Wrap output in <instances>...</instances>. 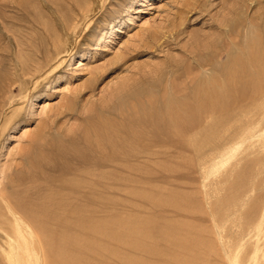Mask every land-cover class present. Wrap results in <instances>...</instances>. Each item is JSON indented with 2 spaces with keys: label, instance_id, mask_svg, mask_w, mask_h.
Here are the masks:
<instances>
[{
  "label": "rangeland",
  "instance_id": "1",
  "mask_svg": "<svg viewBox=\"0 0 264 264\" xmlns=\"http://www.w3.org/2000/svg\"><path fill=\"white\" fill-rule=\"evenodd\" d=\"M42 1L47 3L36 4L39 8L34 7V4L29 7V3L24 0H0V89L3 88L0 90V264H243L241 261L251 253V245L255 240L258 243L261 241L259 244L264 246V221H261L260 229L252 233L256 235V239L253 237L255 240L251 242L247 237L240 240V235L243 231L246 233L251 223L250 219H257L264 204V110L262 112L261 99L256 98L260 87L254 86L256 90L253 86L242 89L239 95H231L228 104L214 102L202 105L199 108L202 118H184L179 123L183 130L182 134H178L179 138L168 137L167 143L163 137L145 138L142 144L161 143L148 151V156L145 153L134 157L127 152L133 141L132 136L117 150L108 149V146L105 151L96 150L97 136L91 138L92 133V154L88 153L90 158L75 156L73 159L69 156L60 160L56 151L45 152L47 147L35 142L34 137L49 127H52V137L69 134L72 127L75 129L83 121L84 114L89 112L92 105H98L97 109L103 104L113 106L116 101L113 95L123 82L128 87H139L140 84L141 88L154 92L160 98L165 92H170L193 102L197 83L210 79L214 74L218 75L219 71H225L229 67L224 65L225 61L231 54L244 49L249 34L252 31L262 32L264 0H87L88 3L86 0H60L61 5L59 0L53 1L55 5L52 0ZM66 3H71V6ZM21 4H25L26 8ZM82 4H90V16L87 21L78 22L76 34L70 38L65 32L64 18L71 17L75 10L81 11L79 8H83ZM14 6L18 11H15ZM65 6L74 7L65 10ZM41 8L46 9V12ZM38 9L41 15L35 13ZM24 11L37 17L33 21V16L29 17V13L24 14ZM55 11L63 13L64 17L63 14L59 16V13L53 16ZM42 12L44 15L51 14L52 19L49 21V15L42 16ZM25 16L27 23H33V26H27ZM20 19L25 21L21 22ZM39 20L42 23H37ZM45 23L49 26H45ZM26 28L32 32L29 33ZM34 29H39L36 30L38 36L32 34L35 33ZM46 30L51 32L45 36ZM15 34L19 37L16 38ZM30 34L32 38L28 36ZM57 36L59 44H64L63 49L66 50L69 43H72V47L64 54L65 59L54 72L45 79H38V71L44 72L42 68L53 54V40ZM27 42L31 43L30 46ZM33 43L37 44L33 46L35 50L31 47ZM41 47L48 48L43 50ZM24 48L26 50L21 51ZM27 50L31 52L26 53ZM32 52H36L34 56ZM25 57L29 60L36 57V62L32 60L30 63L24 59L22 63ZM37 59H41L39 62L44 64H40ZM18 60H21L20 63ZM25 62L31 68L32 64L35 69L27 72L26 69L30 67L22 66L26 65ZM9 67L12 72L7 70ZM209 72L214 74L210 75ZM26 93L29 96L21 103L19 100ZM71 102L74 103V110L68 109ZM89 104L91 107L87 109ZM195 110L197 112V108ZM110 115L116 117L118 112L110 111ZM67 130L69 133H65ZM145 130L141 129L140 134L145 135ZM79 142L77 146L82 145V152L87 143L84 139ZM179 144H184L185 148L177 147ZM30 156L34 160H27ZM56 156L59 161L55 159ZM77 157L78 160H75ZM81 158L84 162H80ZM42 160L44 163L40 164ZM28 161H34V165ZM68 162L71 163L70 169ZM28 167L27 178L24 170ZM89 167L91 169L86 171ZM49 172L54 173L53 177ZM29 175L34 179L31 180ZM33 180L34 184H30ZM15 181L20 182L15 184ZM27 184L29 187H26ZM16 185L19 186L11 187ZM14 189L10 193L18 195L13 197L8 192ZM31 189L37 192L33 190L35 196ZM50 190L53 191V197ZM21 192H28L25 198L32 196L24 200ZM18 196L24 203L19 202ZM15 197L17 199L13 201ZM21 204L28 214L35 211L36 216L33 213L28 215L29 219L32 217V223H29L27 213L20 217V214H24V211L18 212L22 210ZM39 213L44 214L40 216ZM12 218H15V224ZM37 225L40 228L36 229ZM262 251L264 253L261 250V254H258L263 260L259 257L260 264H264ZM236 258L239 261L235 263Z\"/></svg>",
  "mask_w": 264,
  "mask_h": 264
},
{
  "label": "bare ground",
  "instance_id": "2",
  "mask_svg": "<svg viewBox=\"0 0 264 264\" xmlns=\"http://www.w3.org/2000/svg\"><path fill=\"white\" fill-rule=\"evenodd\" d=\"M24 1H26V2H28L29 3V5H28V3H27V5L30 7V5L32 4H34L35 6L34 7H38L36 4H38V3H41L42 4V2L44 3V5H45V2L46 1H42V0H24ZM48 1V0H47ZM55 2V0H52V2ZM58 1V0H57ZM60 1V0H59ZM58 1V2H59ZM61 1H63V0H61ZM61 1H60V5H61ZM65 1V0H64ZM68 1V0H67ZM72 1V0H71ZM74 1H76L77 2V0H74ZM73 1V2H74ZM81 1V0H80ZM85 1V0H84ZM105 1V0H104ZM52 2L50 1V3L52 4ZM53 2V4L55 5L56 3H54ZM72 2V3H73ZM79 2V1H78ZM82 2V1H81ZM86 2H87V0H86ZM22 3V2H21ZM47 3V2H46ZM62 3H64L65 4V2H62ZM88 3V2H87ZM49 4V3H48ZM64 4H63V8L62 9H64ZM67 4V3H66ZM69 4V3H68ZM67 4V5H68ZM77 4H79V3H77ZM76 4V5H77ZM22 5V4H21ZM25 5V4H24ZM24 5H22V6H24ZM26 5V6H27ZM31 5V6H32ZM60 5H59V7H60ZM83 5V4H82ZM69 6H71V3L69 4ZM79 6V5H78ZM15 7V6H14ZM21 7V6H20ZM25 7V6H24ZM49 7H51V5L49 6ZM52 7H53V5H52ZM58 7V6H57ZM62 7V6H61ZM68 7V6H67ZM67 7L65 6V10H67ZM74 7V6H73ZM73 7H68V9L69 8H73ZM13 8V7H12ZM22 8V7H21ZM26 8V7H25ZM28 8V7H27ZM32 8V7H31ZM39 8H40V6H39ZM96 8V7H95ZM14 9H16V7L14 8ZM35 9V8H34ZM33 9V10H34ZM37 9V8H36ZM35 9V10H36ZM41 9H43V8H41ZM55 9V8H54ZM53 9V10H54ZM76 9H78L77 8V6H76ZM97 9V8H96ZM26 10V9H25ZM32 10V9H31ZM34 10V11H35ZM43 10H45V12H46V9H43ZM48 10H50V8L48 9ZM56 10V9H55ZM65 10H64V13H65ZM71 10V9H70ZM74 9H72V11H73ZM79 10H81V11H77V12H75V11H71L72 13H73V15H71V17H69V18H64V19H66V21H65V23H66V28H65V32H66V35L68 36V37H70V38H73V36L76 34V30H77V25H78V22L80 21V20H83V21H87V18H89V16H90V4L89 5H86V6H84L83 5V8L82 9H80L79 8ZM14 11V10H13ZM12 11V12H13ZM15 11H18L17 9L15 10ZM29 12H30V8H29V10H28ZM28 11H26V12H28ZM39 11H41V10H39L38 9V11L37 12H35V13H38ZM62 11V10H61ZM94 11V10H93ZM93 11H91V13H93ZM97 11V10H96ZM21 12H23V10L21 11ZM25 12V11H24ZM26 12L24 13V14H26ZM28 12V13H29ZM50 12H52V10H50ZM68 12H70V11H68ZM16 13V12H15ZM19 13H20V10H19ZM31 13H34V12H32L31 11ZM34 13V14H35ZM43 13V12H42ZM48 13H49V11H48ZM47 13V14H48ZM57 13H59V12H57ZM57 13H56V11H55V15H53V16H56L57 15ZM24 14H23V18H24ZM39 14L41 15V13L39 12ZM46 13H45V15H44V13L42 14V16L44 15V16H47L48 17V15H47ZM54 14V13H53ZM61 14H63V13H61ZM60 13L58 14L59 16L61 15ZM70 14V13H69ZM19 15V14H18ZM29 15H30V13H29ZM29 15H26V16H29ZM15 16H16V14H15ZM26 16H25V18H26ZM33 15H30L29 17H32ZM50 16H51V14L49 15V18H50ZM67 16H69V15H67ZM18 17V16H17ZM35 17H37V15H35V16H33V21H34V18ZM61 17H62V15H61ZM63 17H64V14H63ZM19 18H21L20 16H19ZM42 18V17H41ZM44 18V17H43ZM6 19V18H5ZM44 19H46V21H47V18H44ZM52 19V17L49 19V21ZM57 19V18H56ZM63 19V20H64ZM8 20V19H7ZM6 20V21H7ZM22 20H24V19H20V21L22 22ZM30 20V19H29ZM31 20V21H32ZM3 21V20H2ZM2 21H1V23H2ZM6 21H4V22H6ZM25 21V20H24ZM27 18H26V24H27V26L30 24V23H27ZM37 20H35V22H36ZM43 21H45V20H43ZM45 21V22H46ZM20 22V23H21ZM42 23L40 20L37 22V23ZM6 23H8V22H6ZM49 23V22H48ZM52 23V22H51ZM87 23V22H86ZM17 24V23H16ZM26 24H25V26H26ZM46 24L47 23H45V26H46ZM54 24V23H53ZM3 25V24H2ZM21 25V24H20ZM19 25V27L21 28V26ZM30 25H32L33 26V23H31ZM34 25H36V24H34ZM38 25V24H37ZM48 26H49V24H47ZM60 25V24H59ZM24 26V22H23V27H25ZM43 26V25H42ZM50 26H52L53 27V25H50ZM57 26V25H56ZM61 26H62V24H61ZM85 26V25H84ZM81 27V26H80ZM29 28H31V27H29ZM34 28V27H33ZM45 28V27H44ZM49 28V27H48ZM51 28V27H50ZM25 29V28H24ZM47 29V28H46ZM53 29V28H52ZM79 29H81V28H79ZM258 29V28H257ZM26 30H27V28H26ZM35 30V33H32L33 35L34 34H37L36 32L39 30H37V29H34ZM37 30V31H36ZM45 30V29H44ZM48 30V29H47ZM46 30V34H45V36L47 35V32L48 33H50L49 31H47ZM50 30V29H49ZM55 30V29H54ZM256 30V29H255ZM28 31V30H27ZM27 31H26V33H27ZM43 31V30H42ZM53 31V30H52ZM29 33H31L30 31H28ZM54 32V31H53ZM52 32V33H53ZM28 33V34H29ZM40 33H42V32H40ZM54 33H56V34H58L57 32H54ZM85 33V32H84ZM20 34V33H19ZM32 34H30V35H28V36H30L31 38L33 37V36H31ZM55 34V35H56ZM26 35V34H25ZM50 35H52L53 36V34H50ZM15 36H17L16 34H15ZM23 36V35H22ZM34 36H36V35H34ZM37 36H38V34H37ZM52 36L50 37V38H52ZM19 36H17L16 38H18ZM20 37H21V35H20ZM41 37H44L43 35L41 36ZM48 37V39H49V36H47ZM54 37V36H53ZM27 38V37H26ZM26 38H25V43L24 44H26ZM31 38H27V39H29L28 41H30L31 40ZM65 38V37H64ZM40 39V38H39ZM46 39V38H45ZM243 39H244V37H243ZM18 40V39H17ZM23 40H24V36H23ZM63 40V39H62ZM22 41V40H21ZM32 41V40H31ZM37 41L39 42V40L37 39ZM41 42H43V40H42V38H41V40H40ZM46 41V40H45ZM44 41V42H45ZM48 41V40H47ZM54 42H53V50H51V52L53 53L52 54V56H51V58L49 59V61L47 62V64H46V61L48 60V58L50 57L48 54V58L45 60V66L42 68V70L44 71V72H39L38 71V79H40V78H47L48 77V75L50 74V73H52V72H54L58 67H59V65L62 63V60H63V58H64V54L66 53V52H68L70 49H71V47H72V43H69V45H68V47L66 48V50L65 49H63V45H60L59 44V37L57 36V39H55V40H53ZM24 42V41H23ZM33 42V41H32ZM37 42V43H38ZM65 42V41H64ZM68 42V41H67ZM18 43H20V42H18ZM22 43V42H21ZM27 43H29V46H30V42H27ZM246 46L244 47V49H240V51L239 52H237V53H233V54H231L229 57H228V59H227V61H225V64L224 65H227V66H229L227 69H225V71L223 70V71H219L218 73V75H216V74H214V73H210L209 72V74L211 75V74H214L215 76H213V77H211L210 79H208V80H204V81H202L201 83H197V87H196V94H195V96H194V100H193V102H191V101H189V98H185V97H182V96H179L177 93H170V92H165V94L160 98L158 95H156L154 92H152V91H149L148 89H144V88H141V86H140V84H139V87H128V85H127V83H125V82H123L122 84H120V86H119V88H118V91L117 92H115L114 93V95H113V98H114V100L116 99V101H115V103L113 104V106H110V105H102V106H100L99 107V109H97V107L96 106H98V105H96V106H93L92 105V107L90 106L91 104H89V106L87 105V109H89L90 107V110H88L89 112L86 114L85 112V114L84 115H86L85 116V118L83 119V121H81V123L79 124V125H76L77 127H74L75 129H73V127L71 128V130H70V128H69V130H70V133H69V131L67 130V131H65V133H69V134H65V135H62L61 137H52L51 135H50V129H52V127H49V128H47L46 130H44L43 129V131L41 132H39V133H37L36 135H35V137H34V141L35 142H38V143H40L41 145H43V147L45 146V147H47V150L45 151V152H47V151H51L52 153L54 152V151H56L59 155H60V160H62V159H65V158H67V157H69V156H72L71 158H73V157H75V156H78V157H83V156H86V157H83V158H87V156H88V153H89V155H90V135L92 134V137L91 138H93L94 136H97L96 138V150H97V148H99L100 149V151H105L106 150V148H107V146H108V149H109V147L110 148H112L113 149V151L116 149H118V148H120V146H121V148H122V145H124V143L127 141V139H129L131 136V138H133V141L130 143L131 145L129 146V148H128V153L129 154H131V156H134V157H138L139 155L140 156H142V154L144 155L145 153H147V156L149 155V153H148V151H152V148L153 147H155V146H159V144H161V143H159V141H157V142H154V143H152V144H142V142L143 141H145V138H153L154 137V139H156V138H158V137H163V139L165 138V140H164V142L166 141V143H167V138L169 137V138H171V137H174V136H178V134H180L181 133V131H183V130H181V126H179L180 124V122L182 121V120H184V118H202V116H203V114L200 112V109L199 108H201V106L202 105H204V104H206V103H214V102H216V103H218V104H228V101L230 100V98L233 96V94H238L239 95V92H241V90L242 89H245V88H247V87H250V86H255V87H260L259 88V90H260V93L258 94V96H256V98L258 97V99H261V104H260V106L263 108L262 109V112H263V110H264V29L262 30V32H255V31H252L250 34H249V36L247 37V39H246ZM244 43V44H245ZM23 44V43H22ZM34 44V43H33ZM32 44V48H34L33 46H35V45H37V44H34L33 45ZM39 44V43H38ZM43 44V43H42ZM17 46V45H16ZM40 46V45H39ZM238 46V45H237ZM19 47V46H18ZM22 48L24 47V46H21ZM20 47V48H21ZM28 47V46H27ZM76 47V46H75ZM217 47H219V46H217ZM21 48V49H22ZM25 48H26V45H25ZM23 49V50H21V51H24V50H26V49ZM38 47H36V49H37ZM42 48V47H41ZM48 47H45V49H43V50H46ZM65 48V47H64ZM239 48V47H238ZM27 49H29V48H27ZM220 49V48H219ZM218 49V50H219ZM235 49H237V48H235ZM16 50H17V47H16ZM34 50H35V48H34ZM33 50V51H34ZM42 50V51H43ZM18 51H19V49H18ZM17 51V52H18ZM28 51V50H27ZM27 51H25L26 53H30L31 52V50H29L28 52ZM37 51V50H36ZM233 51H234V49H233ZM38 52V51H37ZM40 52H41V49H40ZM48 52V51H47ZM16 53V52H15ZM23 54H24V52H22ZM22 53H20V54H22ZM25 53V55H29V54H26ZM34 53H36V52H34ZM34 53L32 52V56H34ZM227 53H229V52H227ZM19 54V55H20ZM14 55V54H13ZM40 55V54H39ZM41 55H43V54H41ZM15 56H17L16 54H15ZM23 56V55H22ZM7 57H9V56H7ZM12 57V56H11ZM24 57V56H23ZM246 57V58H245ZM12 58H14V57H12ZM17 58H18V56H17ZM28 57H25V58H23V60L21 61L22 63L24 62V59H25V61H30V63H32V62H36L35 60H36V57H35V59H27ZM30 58V57H29ZM44 58V57H43ZM8 59H10V58H8ZM19 59V58H18ZM27 59V60H26ZM39 59V58H38ZM37 59V61L39 62V61H41V59L40 60H38ZM65 59V58H64ZM33 60V61H32ZM10 61H11V59H10ZM9 61V62H10ZM15 61V60H14ZM19 61V60H18ZM20 61H19V63H20ZM32 61V62H31ZM5 62V61H4ZM37 62V63H38ZM8 63V62H7ZM11 63V62H10ZM14 63V62H13ZM26 63V65L24 64H22V66H25V67H30V65H27V63L28 62H25ZM29 63V64H30ZM37 63H34V65H37ZM40 63V62H39ZM41 63H43V62H41ZM40 63V64H41ZM43 63V64H44ZM40 64H38V65H40ZM4 66V65H3ZM7 66V65H6ZM21 66V65H20ZM31 66H32V68H34L35 69V67L31 64ZM12 67H13V65H12ZM32 68L30 67V69L28 68V70L26 69V71L27 72H29V71H33L32 70ZM37 68V67H36ZM7 69V68H6ZM17 69V68H16ZM38 69V68H37ZM7 70H10V67L7 69ZM25 70V69H24ZM219 70V69H218ZM11 72H12V70H10ZM15 71V70H14ZM20 71H21V69H20ZM211 71H214V70H211ZM6 72H8V71H6ZM10 72V73H11ZM25 72V71H24ZM25 73V74H28V73ZM216 72V71H215ZM5 73V72H4ZM17 73V72H16ZM37 73V72H36ZM22 74H24V73H22ZM8 75V74H7ZM16 75V74H15ZM1 76H2V73H1ZM5 77H7L6 76V73H5V75H4ZM4 76H3V78H4ZM10 76V75H9ZM13 76V75H12ZM10 78L11 77H9V80H10ZM7 79V78H6ZM14 79V78H13ZM8 80V81H9ZM1 81V80H0ZM4 81V80H3ZM6 81L7 80H5V83H6ZM11 82V81H10ZM10 82H8L10 85L12 84V83H10ZM15 82V81H14ZM3 83V82H2ZM32 84H34V83H32ZM5 85H7V83L5 84ZM2 85H1V83H0V87H1ZM254 87V88H255ZM8 88V87H7ZM32 88V87H31ZM163 88V87H162ZM257 88V89H258ZM0 90H3V88H1ZM254 90V89H253ZM255 90H256V88H255ZM27 91V90H26ZM243 91V90H242ZM245 92V91H244ZM259 92V91H258ZM3 93V92H2ZM5 93V92H4ZM161 94V93H160ZM249 94H250V92H249ZM1 95V94H0ZM5 95V94H4ZM232 95V96H231ZM29 96V93H26L25 95H23L21 98H20V100L19 101H21V103H22V101H24L27 97ZM241 96V95H240ZM109 97V96H108ZM2 98V97H1ZM239 98V97H238ZM237 98V100H239ZM5 99V98H4ZM109 98H106V100H108ZM233 99H234V97H233ZM241 99V98H240ZM235 100V99H234ZM255 100V99H254ZM257 100V99H256ZM12 101V100H11ZM102 101H103V99H102ZM102 101H100V102H102ZM241 101V100H240ZM105 102V101H104ZM235 102V101H234ZM242 102V101H241ZM1 103V102H0ZM232 103V102H231ZM249 103H251L250 101H249ZM100 104V103H99ZM102 104V103H101ZM234 104V103H233ZM3 105V104H2ZM227 106V105H226ZM15 107V106H14ZM228 107V106H227ZM195 108H197V112H196V110H195ZM68 109L69 110H74V103H69L68 104ZM87 109H84V110H87ZM207 109V108H206ZM256 109V108H255ZM259 109H261V108H259ZM9 110V109H8ZM7 110V111H8ZM113 110H116L117 112H118V116H113V117H111L112 115H110V117L108 116V113H110V111H113ZM12 112V111H11ZM11 112L9 113L10 115H12L13 113H15V112H12V114H11ZM230 112V111H229ZM112 113V112H111ZM234 113H235V111H234ZM237 114V113H236ZM242 114V113H241ZM8 115V114H7ZM246 115V114H245ZM9 117V116H8ZM10 117H12V116H10ZM259 118V117H258ZM10 119V118H9ZM2 120H3V117H2ZM5 120H6V118H5ZM4 120V121H5ZM82 120V119H81ZM8 121V120H7ZM6 121V122H7ZM2 123V122H1ZM4 122H3V126H4ZM7 124H8V122H7ZM6 125V124H5ZM2 126V125H1ZM0 126V127H1ZM254 127V126H253ZM4 128H5V126H4ZM252 128V127H251ZM255 128V127H254ZM141 129L142 130H145V129H147V132H146V134L145 135H142V134H140V131H141ZM2 130H3V128H2ZM1 130V131H2ZM62 131V130H61ZM146 131V130H145ZM63 132V131H62ZM142 132V131H141ZM165 132V133H164ZM258 132V131H257ZM54 133V132H53ZM246 133V132H245ZM250 133V132H249ZM54 134H57V133H54ZM164 134V135H163ZM182 134V133H181ZM247 134V133H246ZM257 134V133H256ZM195 135V134H194ZM56 136V135H55ZM58 136H59V134H58ZM181 136V135H180ZM251 136V135H250ZM263 136V135H262ZM262 136H260V137H262ZM156 137V138H155ZM189 137V136H188ZM95 138V137H94ZM177 138H179V137H177ZM194 138V137H193ZM85 140L86 142L85 143H87V147L86 148H84L85 150H83L82 149V152L80 151L81 149H80V147L82 146H77L78 145V142L80 141V140ZM174 139V138H173ZM172 139V140H173ZM182 139V138H181ZM198 139V138H197ZM251 139H254V138H251ZM250 139V140H251ZM160 140H162V139H160ZM177 140V139H176ZM253 141V140H252ZM251 141V142H252ZM129 142V141H128ZM153 142V141H152ZM163 142V141H162ZM173 142V141H172ZM178 142V141H177ZM183 142V141H182ZM246 142V141H245ZM262 142V141H261ZM264 142V141H263ZM80 143V142H79ZM127 143V142H126ZM181 143V142H180ZM191 143H192V141H191ZM76 144V148H73V146ZM95 144V143H94ZM164 144V143H163ZM177 144V143H176ZM188 144V143H187ZM254 144V143H253ZM73 145V146H72ZM260 145H262L261 143H260ZM32 146V145H31ZM86 146V145H85ZM170 146H171V141H170ZM238 146V145H237ZM263 146V145H262ZM42 147V148H43ZM173 148H174V146H172ZM177 147H179V148H181V149H183V148H185V145L184 144H179V145H177ZM243 147V146H242ZM41 148V147H40ZM83 148V147H82ZM170 148V147H169ZM189 148V147H188ZM193 148V147H192ZM248 148V147H247ZM33 149V148H32ZM79 149V150H78ZM127 149V148H126ZM161 150H162V148H160ZM166 149H168L167 147H166ZM181 149H178V150H181ZM236 149H238V148H236ZM241 149V148H240ZM27 150H29V148L27 149ZM31 150V149H30ZM37 150H40L39 148L37 149ZM172 150V149H171ZM192 150V149H191ZM40 151H42V150H40ZM40 151H39V153H40ZM44 151V150H43ZM110 151V150H109ZM174 151V150H173ZM27 152V151H26ZM172 152V151H171ZM28 153V152H27ZM35 153H38V152H35ZM34 153V154H35ZM56 153V154H57ZM110 153H112V152H110ZM170 153V152H169ZM41 154V153H40ZM39 154V155H40ZM56 154H54V156L56 155ZM92 154V153H91ZM114 154H116V153H114ZM177 154H179V153H177ZM38 155V156H39ZM46 155H49L48 153H46ZM80 155V156H79ZM185 155V154H184ZM33 156V155H32ZM32 156H30V158L29 159H27V160H30L31 158H32ZM35 157H36V155H34ZM50 156V155H49ZM51 156H52V154H51ZM165 156V155H164ZM43 157V156H42ZM48 157V156H47ZM78 157L77 158H75V160L77 159L78 160ZM89 157V156H88ZM97 157V156H96ZM114 157V156H113ZM150 158H151V156H149ZM154 157V156H153ZM152 157V158H153ZM160 157V156H159ZM48 158H50V157H48ZM54 158V157H53ZM83 158H81V161L80 162H84V161H82L83 160ZM90 158V157H89ZM93 158V157H92ZM107 158V157H106ZM120 158H121V156H120ZM172 158V157H171ZM174 158V157H173ZM36 159V161H37V163L39 162V160H37V157L35 158ZM40 160H41V158H39ZM43 159L45 160V161H48L49 162V160L47 159H45L44 157H43ZM55 159H57V156L55 157ZM70 159V158H69ZM74 159V158H73ZM80 159V158H79ZM96 159V158H95ZM94 159V160H95ZM133 159V158H132ZM131 159V160H132ZM158 159V158H157ZM180 159V158H179ZM31 160H34V158H32ZM30 160V161H31ZM58 160V159H57ZM68 160V159H67ZM86 160V159H85ZM97 160V159H96ZM100 160V159H99ZM108 160V159H107ZM112 160V159H111ZM139 160H141V159H139ZM149 160V159H148ZM170 160V159H169ZM177 160H178V158H177ZM182 160H184V159H182ZM55 161V160H54ZM59 161V160H58ZM57 161V162H58ZM64 161V160H63ZM71 161V160H70ZM92 161V160H91ZM106 161V160H105ZM144 161H147V160H144ZM151 161H152V159H151ZM159 161V160H158ZM29 162V161H28ZM34 162V161H33ZM33 162L32 163H30L31 165L33 164ZM65 162V161H64ZM77 162V161H76ZM89 162H90V160H89ZM93 162V161H92ZM98 162V161H97ZM103 162V161H102ZM110 162V161H109ZM108 162V163H109ZM143 162V161H142ZM153 162V161H152ZM173 162V161H172ZM41 163H44L43 162V160H42V162L40 161V164ZM62 162L60 161V164H61ZM68 163H70V162H68ZM79 163V162H78ZM99 163V162H98ZM111 163V162H110ZM125 163V162H124ZM124 163H123V166H124ZM131 163H133V164H135V162H131ZM130 163V164H131ZM149 163V162H148ZM159 163V162H158ZM158 163H157V165H158ZM169 163V162H168ZM30 164H28L29 165V167H31L30 166ZM86 164H88L87 162H86ZM86 164H84V166L86 165ZM115 164V163H114ZM129 164V165H130ZM139 165H140V163H138ZM142 164V163H141ZM145 164V163H144ZM154 164V163H153ZM166 164V163H165ZM175 164V163H174ZM34 165V164H33ZM62 165H64L63 167H66L65 166V164H62ZM70 165H71V163L69 164V169H70ZM73 165V164H72ZM78 165H80V163L78 164ZM83 165V164H82ZM96 165V164H95ZM112 165V164H111ZM116 165H117V163H116ZM152 165V164H151ZM162 165V164H161ZM26 166V165H25ZM24 166V167H25ZM37 166V165H36ZM35 166V167H36ZM41 165H39V169L41 168L40 167ZM57 166H58V164H57ZM118 166V165H117ZM121 166V165H120ZM28 167V169H25L24 171H25V174L27 175L26 177L28 178V174H29V171H28V173L26 172L27 170H29L30 168ZM33 167V166H32ZM54 167V166H53ZM59 167H61V166H59ZM83 167V166H82ZM92 167H93V165H92ZM96 167V166H95ZM134 167V166H133ZM34 168V167H33ZM33 168H32V171H33ZM43 168V167H42ZM50 168H52V166L50 167ZM57 167H55V169H56ZM68 168V167H67ZM88 168V167H87ZM123 168V167H122ZM126 168V167H125ZM60 169V168H59ZM62 169H64V168H62ZM61 169V170H62ZM72 169H74V168H72ZM91 168L89 167V169H87L86 171H88V170H90ZM93 169H95V168H93ZM108 168H106V170H107ZM112 169V168H111ZM36 169L34 168V171H35ZM41 170V169H40ZM52 170V169H51ZM97 170V169H96ZM100 170V169H99ZM105 170V169H104ZM132 170V169H131ZM138 170V169H137ZM31 171V170H30ZM67 171V170H66ZM73 171V170H72ZM110 171V170H109ZM139 171V170H138ZM36 172V171H35ZM61 172V171H60ZM132 172H133V170H132ZM45 173V172H44ZM50 173V172H49ZM78 173V172H77ZM137 173V172H136ZM23 174V173H22ZM31 174H33L34 175V173H31ZM36 174V173H35ZM54 174V173H53ZM53 174H51L50 173V175H52V177H53ZM72 174V173H71ZM74 174H76V173H74ZM80 174V173H79ZM78 174V175H79ZM112 174V173H111ZM36 175H38V174H36ZM60 176H61V174H59ZM78 175H73L74 177H76V176H78ZM138 175V174H137ZM23 176H24V174H23ZM23 176H21V177H23ZM30 177H31V175H29ZM94 176V175H93ZM25 177V178H26ZM33 177V176H32ZM31 177V180L32 179H34V177L32 178ZM41 177V176H40ZM71 177H72V175H71ZM79 177V176H78ZM123 177V176H122ZM43 178V177H42ZM81 178V177H80ZM80 178H78V179H80ZM115 178V177H114ZM119 178V177H118ZM136 178V177H135ZM35 179H37V177L35 178ZM39 179V178H38ZM57 179V178H56ZM20 180H21V178H20ZM25 180V179H24ZM46 180V179H45ZM28 181V180H27ZM30 181V180H29ZM37 181H40V180H37ZM53 181V180H52ZM59 181V180H58ZM124 181V180H123ZM18 182H20V181H17V183ZM21 182H24V181H21ZM34 180H33V183H30V184H34ZM40 182H42V181H40ZM44 182V181H43ZM42 182V183H43ZM48 182V181H47ZM111 182H112V180H111ZM126 182H127V180H126ZM15 184H17L16 183V181L14 182ZM50 183V182H49ZM13 183H11V185H12ZM15 184H13V185H15ZM45 184V183H44ZM64 184V183H63ZM99 184V183H98ZM21 186H22V184H20ZM25 185V184H24ZM23 185V186H24ZM29 184H27L26 185V187H29L28 186ZM36 185V184H35ZM9 187H10V184L8 185ZM19 186V185H18ZM17 185L16 186H11V187H18ZM32 186V185H31ZM6 187V186H5ZM8 187V188H9ZM36 187H37V185H36ZM54 187V186H53ZM58 187V186H57ZM91 187V186H90ZM23 188H25V187H23ZM32 188V187H31ZM33 188L35 189V186H33ZM37 188H39V186L37 187ZM102 188H104V187H102ZM18 189V188H17ZM16 189V190H17ZM33 189V190H34ZM40 189V188H39ZM41 189H42V187H41ZM49 189H51V188H49ZM60 189V188H59ZM70 189V188H69ZM8 190V189H7ZM19 190H21V189H19ZM19 190H18V193H20L19 192ZM27 190H29V188L27 189ZM32 190V189H31ZM30 190V191H31ZM33 190H32V194H33ZM46 190V189H45ZM67 190H68V188H67ZM6 191V190H5ZM15 191V189L13 190V191H11V190H9V194H11L12 196L13 195H18V194H12V193H10V192H14ZM23 191V190H22ZM25 191V190H24ZM38 191V190H37ZM51 191V190H50ZM55 191V190H54ZM61 191V190H60ZM63 191V190H62ZM64 191H66V190H64ZM0 192H2V191H0ZM29 192V191H28ZM28 192H27V194H25L26 193V191H25V195L23 194V197H24V200L25 199H29V198H31V196L32 195H30L29 196V198H25V196L26 195H28ZM34 192H36L35 190H34ZM52 192L53 191H51V195H52ZM70 192V191H69ZM74 192V191H73ZM37 193V192H36ZM35 193V194H36ZM40 193H41V190H40ZM40 193H38V195L40 194ZM42 194H43V192H42ZM41 194V195H42ZM54 194H55V192H54ZM67 194V193H66ZM72 194V193H71ZM3 195V194H2ZM11 195H9V197H11ZM34 195V194H33ZM59 195V194H58ZM1 196V195H0ZM19 196H21V194H19ZM19 196H18V199H19ZM35 196V195H34ZM48 196H50V194L48 195ZM69 196H72V195H70L69 194ZM14 197V196H13ZM39 198H40V196H38ZM43 195L41 196V199L43 200ZM51 197H53V195L51 196ZM56 197V196H55ZM22 198V197H21ZM34 198V197H33ZM47 198V197H46ZM49 198V197H48ZM47 198V199H48ZM12 199V198H11ZM14 199H17L16 197L15 198H13L12 200L13 201H15ZM35 199V198H34ZM50 199V198H49ZM48 199V200H49ZM70 199V198H69ZM73 199H75V197L73 198ZM4 200H6V198L4 199ZM12 200L11 201H9V202H12ZM31 200V199H30ZM56 200V199H55ZM62 200V199H61ZM241 200V199H240ZM239 200V201H240ZM2 198H1V203H2ZM7 201V200H6ZM27 201H29V200H27ZM36 201V200H35ZM47 201V200H46ZM237 201V200H236ZM235 201V202H236ZM19 202L21 203V202H23L22 200L20 201V199H19ZM32 202H33V200H32ZM38 202H41V201H39L38 200ZM37 202V203H38ZM49 202V201H48ZM75 202H77V201H75ZM18 203V202H17ZM16 203V204H17ZM24 203V202H23ZM22 203V204H23ZM35 203V202H34ZM13 204H15V202H13ZM12 204V205H13ZM21 204V208H22V205ZM45 204V203H44ZM57 204H59V203H57ZM64 205H65V203H63ZM73 204V203H72ZM80 204V203H79ZM238 204V203H237ZM11 205V206H12ZM25 205V204H24ZM26 205H28V204H26ZM25 205V206H26ZM55 206H56V204H54ZM234 205V204H233ZM19 205H17V207H18ZM30 207H31V205H29ZM36 206V205H35ZM40 206V205H39ZM50 206H52V205H50ZM78 206V205H77ZM80 206V205H79ZM237 206V205H236ZM5 207V206H4ZM34 207V206H33ZM63 207V206H62ZM238 207V206H237ZM13 208V207H12ZM25 208V207H24ZM5 209H6V207H5ZM18 209H20V208H18ZM27 210H28V208H26ZM31 209V208H30ZM46 208H44V210H45ZM9 210V209H8ZM17 210V209H16ZM59 210V209H58ZM81 210H82V208H81ZM227 210H228V208H227ZM235 210H237V209H235ZM24 211V214H20V217H22L21 215H26V213L27 212H25V210L22 208V210L21 211H19L18 210V212H23ZM31 211V210H30ZM50 211V210H49ZM61 212H62V209L60 210ZM59 211V212H60ZM65 211V210H64ZM8 212V211H7ZM17 212V213H18ZM29 212V211H28ZM42 212V211H41ZM14 213V212H13ZM33 213V215L35 214V211H33L32 212ZM32 213H30V214H28L27 213V217L25 216V219L27 218L28 220H30V222L29 223H32V217L29 219V216L32 214ZM37 213V212H36ZM49 213V212H48ZM75 213V212H74ZM80 213V212H79ZM239 213H241V210H240V212ZM16 214V213H15ZM19 214V213H18ZM40 214V213H39ZM42 214H44V213H42ZM42 214H40V216H42ZM60 214V213H59ZM73 214V213H72ZM230 214V213H229ZM257 214V213H256ZM29 215V216H28ZM32 215V216H33ZM37 215H38V213H37ZM49 215V214H48ZM55 215V214H54ZM70 215V214H69ZM77 215V214H76ZM228 215V214H227ZM235 213H234V217H235ZM238 215H240V214H238ZM245 215V214H244ZM13 216V215H12ZM34 216H36V215H34ZM62 216V215H61ZM84 216V215H83ZM83 216H82V220H83ZM242 216V215H241ZM44 217V216H43ZM58 217H60V215L58 216ZM80 217V216H79ZM87 217V216H86ZM221 217V216H220ZM233 217V216H232ZM231 217V218H232ZM244 217V216H243ZM242 217V218H243ZM238 218V217H237ZM237 218H235V219H237ZM13 219V218H12ZM18 219V218H17ZM36 219V218H35ZM55 219V218H54ZM80 219V218H79ZM88 219V218H87ZM90 219V218H89ZM228 219V218H227ZM240 219H241V217H240ZM15 220V218L13 219V223L15 222L14 221ZM18 220H20V218L18 219ZM23 220H24V218H23ZM28 220H27V223H28ZM37 220V219H36ZM35 220V221H36ZM39 220V219H38ZM40 220H42L41 218H40ZM40 220H39V222H40ZM68 220V219H67ZM71 220V219H70ZM69 220V221H70ZM222 220H223V216H222ZM221 220V221H222ZM232 220V219H231ZM230 220V221H231ZM238 220V219H237ZM251 221V223L250 224H248L249 226H248V229L246 230V233H245V231H243L242 232V234L240 235V240H242L243 241V239L245 240V237H247V239H249V240H251V242H252V239H253V237H255L256 235H253L252 233L254 232V231H258L259 229H260V226H261V221H264V204H263V206H262V208H261V210L259 211V214H258V217H257V219L255 220V218H251L250 219ZM47 221V220H46ZM52 221V220H51ZM55 221V220H54ZM232 221H234V220H232ZM37 222V221H36ZM50 222V221H49ZM223 222H224V220H223ZM229 222V221H228ZM28 223V224H29ZM58 223V222H57ZM66 223V222H65ZM79 223V222H78ZM88 223V222H87ZM86 223V224H87ZM15 224V223H14ZM34 224H36L35 222H34ZM38 224V223H37ZM40 225L42 224L41 222L39 223ZM43 224H45V223H43ZM63 224V223H62ZM73 224H74V222H73ZM81 224V223H80ZM226 224V223H225ZM224 224V225H225ZM228 224V223H227ZM226 224V225H227ZM235 224V223H234ZM22 225V224H21ZM76 225V224H75ZM83 225H85V224H83ZM225 225V226H226ZM229 225V224H228ZM17 226V225H16ZM19 226V225H18ZM56 226V225H55ZM213 226V225H212ZM225 226H223V227H225ZM22 227V226H21ZM29 227H30V224H29ZM38 225H37V227H36V229H38ZM85 227H86V225H85ZM89 228H90V226H88ZM222 227V228H223ZM15 228H17V227H15ZM31 228H33V227H31ZM40 228V227H39ZM73 228V227H72ZM78 228H80V227H78ZM82 228V227H81ZM220 228V227H219ZM249 228H251V230H249ZM27 229V228H26ZM86 229V228H85ZM33 230V229H32ZM44 230V229H43ZM221 230H223V229H221ZM236 230V229H235ZM237 230H239V229H237ZM22 231H24L23 229H22ZM33 231H36V230H33ZM38 231V230H37ZM231 231H232V229H231ZM249 231V232H248ZM263 231H264V229H262V233H263ZM223 232V231H222ZM221 232V233H222ZM238 232V231H237ZM248 232V233H247ZM15 233V232H14ZM23 233V232H22ZM31 233V232H30ZM262 233L260 234V235H262ZM25 234V233H24ZM207 234V233H206ZM236 234V233H235ZM28 235V234H27ZM38 235V234H37ZM222 235V234H221ZM259 235V234H258ZM264 235V234H263ZM263 235H262V237H263ZM30 236V235H29ZM28 236V237H29ZM35 236H36V233H35ZM223 236V235H222ZM31 237V236H30ZM37 237V236H36ZM233 237H234V235H233ZM239 237V236H238ZM217 238V237H216ZM226 238V237H225ZM230 238V237H229ZM16 239V238H15ZM255 239H256V237H255ZM255 239H253V240H255ZM261 239V238H260ZM31 240V239H30ZM238 240V239H237ZM259 240V239H258ZM216 241V240H215ZM223 241V240H222ZM229 241H230V239H229ZM234 241V240H233ZM14 242V241H13ZM235 242V241H234ZM241 242V241H240ZM230 243V242H229ZM233 243V242H232ZM242 243V242H241ZM259 243H262L261 241L259 242ZM258 243V241L257 240H255L253 243H252V249H251V246H250V249H251V253H249V255L248 256H246V257H244V259L241 261V263H243V264H260L259 263V257H261L260 259L262 260V256H260L259 255V257H258V254L260 253L261 254V252H259V251H261V250H264V246H262V245H260ZM264 243V242H263ZM32 244V243H31ZM231 244V243H230ZM238 244V243H237ZM216 245V244H215ZM229 245V244H228ZM244 245V244H243ZM239 246H241V245H239ZM19 247V246H18ZM234 247V246H233ZM236 247V246H235ZM244 247V246H243ZM224 248V247H223ZM229 248H230V246H229ZM232 248V247H231ZM239 248V247H238ZM238 248H236V249H238ZM235 249V248H234ZM233 249V250H234ZM244 249V248H243ZM215 250V249H214ZM227 250H228V248H227ZM247 250V249H246ZM231 251V250H230ZM243 251V250H242ZM32 252V251H31ZM229 253V252H228ZM227 253V254H228ZM233 253H234V251H233ZM233 253H232V256H233ZM236 253H237V251H236ZM239 253V252H238ZM247 253V252H246ZM262 253H263V251H262ZM231 254V253H230ZM229 254V255H230ZM228 255V256H229ZM235 255V254H234ZM262 255H264V253L262 254ZM238 257V256H237ZM240 257V256H239ZM6 258H7V256H6ZM232 260V259H231ZM230 260V261H231ZM236 260L237 261H239V258H236L235 259V263H236ZM263 261V260H262ZM238 263V262H237ZM26 264V263H25ZM231 264V263H230ZM262 264V263H261Z\"/></svg>",
  "mask_w": 264,
  "mask_h": 264
}]
</instances>
